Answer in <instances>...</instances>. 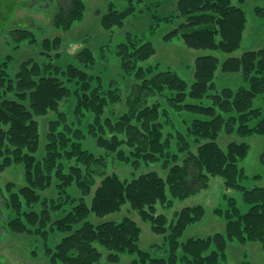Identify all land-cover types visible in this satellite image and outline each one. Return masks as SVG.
<instances>
[{"label": "trees", "instance_id": "1", "mask_svg": "<svg viewBox=\"0 0 264 264\" xmlns=\"http://www.w3.org/2000/svg\"><path fill=\"white\" fill-rule=\"evenodd\" d=\"M122 1L124 9L118 11L109 6L99 17L103 29L121 28L144 2ZM174 2L176 16L161 18L152 10L158 21L179 22L164 40L180 37L190 49L218 51L227 57L223 61L211 54L196 57L193 81L188 86L170 70L139 66L154 55V47L128 34L126 42L119 44L116 51L125 77L134 81L127 97V111L114 120L102 116L109 104L120 101L119 90H104L100 76L92 75L96 59L90 49L81 50L73 58L74 63L63 67L55 60L60 57L62 43L60 36H56L42 42V61H23L13 76L7 71L10 59L0 61V172L20 165L25 179V185L16 192L13 184L6 186L9 195L3 203L14 214L7 229L15 234L41 237L60 233L62 237L54 248L44 249L47 264H98L102 252L95 245L107 251L108 264H117L121 254L135 256L128 264H223L228 259L230 242L240 245L257 242L264 250V187L242 186L248 177L238 166L247 157L249 145L233 140L222 149L217 143L222 133L237 139L264 135V42L258 50L234 55L243 41L246 16L232 0ZM85 8L83 0H63L51 15L52 27L68 33L83 20ZM255 12L264 17V9L255 8ZM7 35L13 45L36 41L30 28H13ZM218 70L222 74H240L246 86L217 91L214 77ZM165 91L171 94L166 99L172 111L192 115L184 124L195 151L189 149L178 131L165 132L167 111L157 101L148 103ZM68 97L74 101L73 115L77 119L84 113L93 115L87 135L94 137L99 149L116 154L118 161L130 162L135 168L140 163L162 161V167L167 169L165 177L152 171L126 181L114 173H101L102 180L88 205L85 198L95 185V168L104 164L105 156L97 157L84 149L81 143L86 138L85 132L74 128L73 121L68 124L66 114L59 112L60 103ZM256 97H260L261 105L253 107ZM204 98L209 100L207 105L188 101ZM49 112H56L57 116L49 121L45 154L37 160L40 137L37 118ZM173 137L179 141L177 152L170 151ZM71 161L76 164L70 165L65 173L64 163ZM210 177L222 178L225 190L241 192L247 209L242 211L235 198H227L225 209L218 207L211 212L224 222L223 232L181 240L190 226L204 219L205 208L201 205L183 208L168 223L164 215L156 214L155 207L157 204L169 207L173 199L196 195L207 188ZM252 179L259 180L261 176L254 175ZM53 181L57 196L41 198L40 192H46ZM73 184L82 195L79 200L68 194ZM126 203L143 222H149L153 233L163 237L162 245L140 249L141 230L129 217L119 223L94 224L89 219L117 213ZM154 250L163 255L157 257Z\"/></svg>", "mask_w": 264, "mask_h": 264}, {"label": "rangeland", "instance_id": "2", "mask_svg": "<svg viewBox=\"0 0 264 264\" xmlns=\"http://www.w3.org/2000/svg\"><path fill=\"white\" fill-rule=\"evenodd\" d=\"M63 0H0V61L9 58L8 74L13 76L20 63L28 59L42 61L40 55L42 42L52 40L60 36L62 43L59 50L60 57L55 59L59 65L65 66L74 63V57L83 49H90L95 56V66L92 75L100 76L104 90L117 88L120 94V101L115 104H109L104 110L102 119H116L127 111V97L130 95V86L133 78L125 77L120 60L117 56L116 48L119 44L126 42L129 34L137 37L142 42H150L154 47L155 53L148 60L139 63L142 68L157 67L158 71L170 70L183 79L188 86L193 81L194 60L199 55H214L223 61L227 55L218 51L195 50L188 48L180 37L172 40H164V36L177 27V20L166 22L164 19L158 21L153 17L152 10H156L161 18H170L176 16L174 0H144L143 4L138 6L134 17L124 21L121 28L103 29L99 24V17L103 15L109 6L121 11L125 8V2L122 0H83L85 3V12L83 20L76 23L68 33L56 31L51 25V15L61 5ZM233 5L242 8L246 16V27L243 33V41L240 50L234 55H240L244 51L258 50L264 42V17L256 15L255 8L264 9V0H232ZM149 6L151 8H149ZM13 28H30L35 33L36 41L33 43L24 42L20 45H13L7 33ZM103 49V50H102ZM102 52V53H101ZM101 54L103 58L101 59ZM240 86H246L240 74H222L219 70L215 73L214 87L217 91L222 88H231L233 90ZM171 94L167 91L163 95L149 99L151 104L157 101L161 108L167 111L168 119L165 124V132H179L188 142L189 149L195 151L196 146L193 140L186 136L184 120L191 119L192 115L183 111H172L168 106L167 97ZM65 102L60 103L59 112L66 114L68 124L75 123L74 128L85 132L86 138L82 141V147L95 156L104 157V164L95 168V185L90 195L85 198L89 205L94 190L102 180L101 173L117 174L122 180L130 181L142 173L155 171L162 177H165L167 169L162 167L163 162L152 164L140 163L138 167H133L131 163L120 162L116 159V154H106L104 149L96 146L94 137L87 135V126L93 123V115L84 113L77 119L73 115L74 101L67 98ZM191 103H202L207 105L208 98L201 101L188 100ZM261 105L260 97H256L253 107ZM56 112H49L44 117L37 118L39 124V149L35 154L37 160H41L45 154L44 145L46 142V133L50 120L56 118ZM79 120V121H78ZM173 133V134H174ZM233 140L244 141L249 145V153L245 159L238 162V166L243 168L246 178L242 182L245 188L264 187V135L253 136L245 139H237L234 135L220 134L217 143L222 149ZM179 141L173 137L170 141V151L179 150ZM124 149V148H123ZM127 153L128 151L124 149ZM74 161L64 163L65 173H68L69 166L75 165ZM254 175H260L261 179L253 180ZM7 184H13V192L25 185L24 169L20 165L11 166L0 172V264H47V257L44 249L46 247L54 248L61 239L62 235L58 232L50 233L46 237L29 236L15 234L7 229L8 221L14 217L4 206V199L8 197L6 191ZM68 194L72 199L79 200L82 195L73 184L68 189ZM41 198L54 199L57 196L55 181L46 190L40 192ZM227 198H235L242 211L247 207L241 200V192L237 190H225L223 180L220 177H210L206 189L190 196L184 200L173 199L169 207L156 205V214H162L170 223L174 215L186 207L201 205L205 208L206 215L203 220L190 226L184 233L181 240L189 237L200 238L215 232H223L224 222L211 214L214 208L227 206ZM36 210L39 208L36 207ZM25 210H27L25 208ZM124 217L131 218L141 230L139 238V247L142 250H148L151 245H162L163 237L152 232L149 222H143L138 214L130 208L128 203L121 207V210L114 214H109L103 218L92 216L89 218L92 223L99 224L106 221L119 223ZM55 219V218H54ZM102 252V257L98 264H108L105 260L107 251L95 245ZM157 257L159 251L154 250ZM228 259L223 264H264V250L260 243L252 242L247 245H240L236 242H230L227 249ZM135 259L134 255L121 254L117 264H128Z\"/></svg>", "mask_w": 264, "mask_h": 264}]
</instances>
